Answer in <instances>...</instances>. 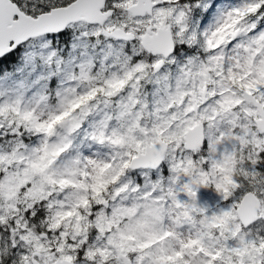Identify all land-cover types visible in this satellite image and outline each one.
<instances>
[{
  "label": "snow or ice",
  "instance_id": "snow-or-ice-1",
  "mask_svg": "<svg viewBox=\"0 0 264 264\" xmlns=\"http://www.w3.org/2000/svg\"><path fill=\"white\" fill-rule=\"evenodd\" d=\"M0 264H264V0H0Z\"/></svg>",
  "mask_w": 264,
  "mask_h": 264
}]
</instances>
